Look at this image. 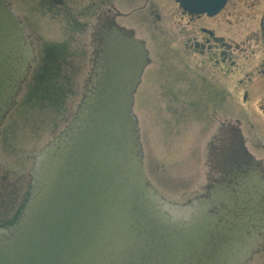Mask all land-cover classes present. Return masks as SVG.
Instances as JSON below:
<instances>
[{
	"label": "water",
	"instance_id": "1",
	"mask_svg": "<svg viewBox=\"0 0 264 264\" xmlns=\"http://www.w3.org/2000/svg\"><path fill=\"white\" fill-rule=\"evenodd\" d=\"M33 1L37 6L7 0L40 50L63 30L32 10ZM176 1L209 16L226 3ZM142 22L137 35L151 64L136 94L137 130L133 95L148 63L143 43L114 28L89 87L93 64L84 55L74 67L35 61L27 73L28 41L0 0V125L26 75L0 128V264L240 263L235 253L249 245L251 215L264 208V194L248 184L247 198L231 199L219 215L206 216L204 206L236 142L232 126L243 127L263 166L264 144L245 108L191 64L167 26ZM254 194L258 202L249 200ZM189 209L197 216L188 217ZM261 257L246 264H264Z\"/></svg>",
	"mask_w": 264,
	"mask_h": 264
},
{
	"label": "flooded vegetation",
	"instance_id": "2",
	"mask_svg": "<svg viewBox=\"0 0 264 264\" xmlns=\"http://www.w3.org/2000/svg\"><path fill=\"white\" fill-rule=\"evenodd\" d=\"M236 1L239 3V0ZM38 2L39 0L36 6L33 1L32 10L37 8L36 11L40 10V13L44 11L47 18L61 24L60 28L63 30L62 39L46 40L40 50L35 46L38 39L33 36L35 61L43 65L65 62L74 67L77 62L76 55L80 57L78 63L81 62L83 55V59L88 56L93 63L98 40L103 31L118 23L137 36L136 25L143 23L142 21L147 18L155 25H168L173 21L176 27L187 28V32L181 29L178 31L186 50L192 52L193 55L207 58L212 64L211 68L216 70L223 79L234 76L237 64L233 56L236 52L245 49H242V43L255 45L251 48L252 54L261 51L264 55V5L258 21V29L248 33L245 41L237 43L222 31L224 23L233 24L232 29H234L235 22L241 21L237 11H226V7L219 15L208 17L207 15L189 14L175 0H41L40 3ZM258 3L259 0H252L251 7L257 6ZM31 26L35 28V31L39 28L38 23H31ZM29 33L32 34L30 31ZM83 34L85 36L82 37ZM87 35L89 51L87 45L82 42ZM76 41L79 45H71L76 44ZM77 50L79 54H76ZM254 75L255 80L258 78L256 81L253 80ZM245 76L244 79L236 80L235 89L237 87L242 91V97L245 100L258 96L263 102L264 61ZM234 130L236 131V128ZM228 149V154H225L222 161L225 168L222 173L223 183L230 185L246 177H253L257 171V164L245 151L241 141L237 146L232 145Z\"/></svg>",
	"mask_w": 264,
	"mask_h": 264
},
{
	"label": "rangeland",
	"instance_id": "3",
	"mask_svg": "<svg viewBox=\"0 0 264 264\" xmlns=\"http://www.w3.org/2000/svg\"><path fill=\"white\" fill-rule=\"evenodd\" d=\"M235 1L236 0H229L226 11H237L238 18L241 21L235 22L234 29H232L234 26L233 24L228 25L224 23V30L222 29V31L227 35V37L232 38L237 43H241L247 39L248 33L258 29V21L262 14L264 0H259V3L255 7H251L252 0H239V3ZM166 26L176 42L179 44L181 51L191 62V64L203 72L211 80L217 82L220 86L227 89L232 95L233 99L245 108L261 142L264 144V101L261 102L258 96H252L248 102L245 103L242 97V91L237 87L236 89L234 87L236 85V80L240 78L244 79L247 73L254 71L255 67L264 61L263 53L261 51H257L256 53L252 54L251 48L255 47V45L251 46V44L242 43L241 47L242 49H245L240 52H236L233 56V59L237 64V67L234 71V76L223 79L217 74L216 70L211 68L212 64L207 60V58L201 57L200 55H193L192 52L186 50V47L183 45V41L178 35V31L181 29L184 32H187V28L182 29L181 26L176 27L173 21L172 24L170 23ZM253 78L252 79L255 80V75ZM257 79L258 78H256V80Z\"/></svg>",
	"mask_w": 264,
	"mask_h": 264
}]
</instances>
